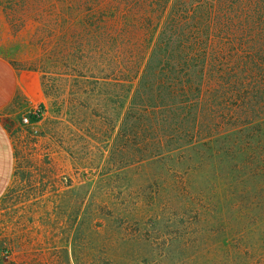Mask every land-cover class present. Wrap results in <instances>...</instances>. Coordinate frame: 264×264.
<instances>
[{
	"label": "rangeland",
	"instance_id": "374dc122",
	"mask_svg": "<svg viewBox=\"0 0 264 264\" xmlns=\"http://www.w3.org/2000/svg\"><path fill=\"white\" fill-rule=\"evenodd\" d=\"M79 5L0 0V57L36 73L43 96L5 110L0 264H263L264 195L234 196L213 167L158 147L133 161L152 149L121 130L129 98L93 74ZM29 110L39 122L23 127Z\"/></svg>",
	"mask_w": 264,
	"mask_h": 264
},
{
	"label": "trees",
	"instance_id": "16d2710c",
	"mask_svg": "<svg viewBox=\"0 0 264 264\" xmlns=\"http://www.w3.org/2000/svg\"><path fill=\"white\" fill-rule=\"evenodd\" d=\"M79 3L93 77L126 92L121 130L152 149L133 161L158 147L234 196L264 195V0Z\"/></svg>",
	"mask_w": 264,
	"mask_h": 264
},
{
	"label": "crops",
	"instance_id": "0c3cea01",
	"mask_svg": "<svg viewBox=\"0 0 264 264\" xmlns=\"http://www.w3.org/2000/svg\"><path fill=\"white\" fill-rule=\"evenodd\" d=\"M41 103L40 77L21 73L0 57V202L8 192L15 171L14 144L5 124V110L21 101Z\"/></svg>",
	"mask_w": 264,
	"mask_h": 264
},
{
	"label": "built area",
	"instance_id": "2783aa9c",
	"mask_svg": "<svg viewBox=\"0 0 264 264\" xmlns=\"http://www.w3.org/2000/svg\"><path fill=\"white\" fill-rule=\"evenodd\" d=\"M32 116H38V111L29 110L28 112L22 113L20 118L21 126L28 127L32 126L33 124H37L39 121H33Z\"/></svg>",
	"mask_w": 264,
	"mask_h": 264
}]
</instances>
